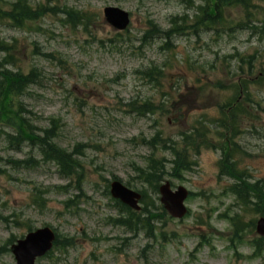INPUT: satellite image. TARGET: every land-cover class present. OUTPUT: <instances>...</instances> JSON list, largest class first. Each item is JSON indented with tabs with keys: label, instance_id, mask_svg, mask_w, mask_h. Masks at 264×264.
Listing matches in <instances>:
<instances>
[{
	"label": "rangeland",
	"instance_id": "rangeland-1",
	"mask_svg": "<svg viewBox=\"0 0 264 264\" xmlns=\"http://www.w3.org/2000/svg\"><path fill=\"white\" fill-rule=\"evenodd\" d=\"M10 1L0 0V4L6 6ZM29 2L32 7L41 3L59 9L65 6L79 16L67 17L61 10H54L42 13L23 28L0 20V40L10 43L15 38L14 52L22 71L27 73L34 67L38 72L37 81L25 94L12 96V109L22 108L39 135L49 128L51 118L58 119L57 135L52 136L51 143L66 152L74 150L76 144L86 145L82 155H76L84 175L79 182L76 177L71 181L62 178L54 163L42 160L37 146L30 147L24 140L15 148V143L1 132L10 131V127L0 128V215L7 218H0V247L5 246L6 252L0 264H14L6 246L11 234L18 238L25 234L28 224L36 228L45 223L59 234L74 236L75 244L62 252L54 250L51 258L39 264H264V240L260 253L251 256V242L257 235L248 228L241 240L227 248L232 228L222 217L237 212L251 222L258 215L223 190L233 179L218 178L217 164L222 154L219 149L206 148L208 142L198 148L197 154L187 149V158L194 160L195 166L183 173L184 179L163 175L162 180H168L173 188L182 184L197 194L185 202L190 212L185 218L176 221L166 215L169 219L165 221L153 220L156 237L148 238L144 231L133 235L123 227L108 224V215L115 216L116 209L106 193L107 181L113 176L129 182L134 189L142 187L137 165L146 167L151 156L168 169L170 150L157 142L144 145L141 139H152L160 132L172 151L170 141L181 146V131H187L201 116L208 121L217 117V105H230L237 91L230 86L238 76L250 79L247 92L251 115L247 116L254 120L241 123L245 130L236 137L249 154L241 156L238 167H246L251 180L264 181V113L259 108L264 107V32L246 28L234 32L202 30L197 34L198 30L188 28L193 22L192 8L187 9L179 0ZM253 3L261 8L257 12L262 20L264 0ZM105 6H119L130 13V25L120 32L121 37H116L117 32L104 20ZM236 11L229 10L227 15L232 17ZM174 17L180 27L170 37V46L164 37L144 38L148 19L166 30ZM255 24L261 26L262 22ZM38 51L52 56H41ZM2 55L0 52V59ZM249 55H254L252 64L240 61ZM7 66L15 68L13 64ZM153 66L162 70L160 84L138 72ZM254 99L256 103H251ZM144 100H150L157 110L137 114L130 104ZM207 140L211 145L220 143L211 134ZM31 157L28 166L13 162ZM144 187L152 198L158 197L152 194L150 184L144 183ZM43 188L47 192L39 193ZM41 194L46 202L40 208L41 200L36 201V196ZM248 194L254 200L252 192ZM74 198L76 203L64 206L63 201ZM161 231L164 240L159 237ZM201 237L206 243L198 247Z\"/></svg>",
	"mask_w": 264,
	"mask_h": 264
},
{
	"label": "trees",
	"instance_id": "trees-1",
	"mask_svg": "<svg viewBox=\"0 0 264 264\" xmlns=\"http://www.w3.org/2000/svg\"><path fill=\"white\" fill-rule=\"evenodd\" d=\"M231 1L232 0H220L219 3L222 4L223 7H225L226 4L230 3ZM234 1L235 2L238 1L242 6H245L246 10L248 9V7H246L247 3L245 0H234ZM219 3H217L213 7V10L216 12V14L220 10ZM21 80L22 79H20V78H15L14 80L11 81V83L14 87H16L20 84ZM1 114L2 113L0 112V116H1ZM16 117H17L18 121L15 122L16 134L14 136H12L13 140L19 142L22 139L34 138L40 143V145L42 147L41 152L45 158L55 161L60 167L64 168L66 172L74 167V165L77 162L76 159H74L70 153L64 152L57 145H54L50 142L51 137L56 135V130H57V121L56 120L52 121V128H50L49 130H46V129L44 130L43 134H45L46 137H44V136L38 137L32 131V129H31L32 126L29 124V122L26 118H23L22 116H20L19 113L16 114ZM149 176H151V175H149ZM254 186H255L254 189L256 191L260 192L257 194V197H256L257 198L256 201H258V202L254 203V206L256 207L257 204L264 203V191L262 190L261 187L258 186V184L254 185ZM245 187H247V186H245ZM237 190H238L237 192L239 194L245 193V191L241 192L238 188H237Z\"/></svg>",
	"mask_w": 264,
	"mask_h": 264
},
{
	"label": "water",
	"instance_id": "water-1",
	"mask_svg": "<svg viewBox=\"0 0 264 264\" xmlns=\"http://www.w3.org/2000/svg\"><path fill=\"white\" fill-rule=\"evenodd\" d=\"M121 27H123V25H121ZM113 192L115 193L116 196L121 197L124 201L128 202L132 206H135V198H137L138 195H135L133 192L129 191L128 189L123 188L122 186L118 184L113 186ZM164 195L165 197L163 200L164 202L168 203L169 199L167 197L170 194L168 192H165ZM182 198H183V195L179 194L178 200L180 201ZM258 231L264 234V222L262 224V227H259ZM35 254H36L35 250L31 248L30 250L26 252H19L18 258L20 261L24 259H28L29 261H31Z\"/></svg>",
	"mask_w": 264,
	"mask_h": 264
},
{
	"label": "bare ground",
	"instance_id": "bare-ground-1",
	"mask_svg": "<svg viewBox=\"0 0 264 264\" xmlns=\"http://www.w3.org/2000/svg\"><path fill=\"white\" fill-rule=\"evenodd\" d=\"M189 8H191V7H189Z\"/></svg>",
	"mask_w": 264,
	"mask_h": 264
}]
</instances>
